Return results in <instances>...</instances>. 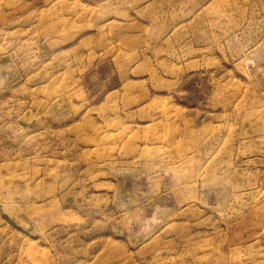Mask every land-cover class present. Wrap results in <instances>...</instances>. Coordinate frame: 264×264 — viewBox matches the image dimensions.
Returning a JSON list of instances; mask_svg holds the SVG:
<instances>
[{
	"label": "rangeland",
	"instance_id": "374dc122",
	"mask_svg": "<svg viewBox=\"0 0 264 264\" xmlns=\"http://www.w3.org/2000/svg\"><path fill=\"white\" fill-rule=\"evenodd\" d=\"M203 2L0 0V264H264V0L228 31ZM162 109L184 155L140 153ZM158 201L193 243L141 248Z\"/></svg>",
	"mask_w": 264,
	"mask_h": 264
},
{
	"label": "bare ground",
	"instance_id": "6f19581e",
	"mask_svg": "<svg viewBox=\"0 0 264 264\" xmlns=\"http://www.w3.org/2000/svg\"><path fill=\"white\" fill-rule=\"evenodd\" d=\"M249 6L250 3H248V0H204V2L199 5L201 11L209 15L210 19L213 20L212 25L215 27L221 22H223L225 31L230 30V27L235 28V25L239 23V20L244 19L248 15L247 13L250 8ZM170 33L168 34L170 35ZM176 33L177 31L175 32V34ZM244 102L245 101L242 100V103ZM148 117L150 118V120L144 130L147 132L153 130L151 131V134L148 137L151 136L154 139L156 148L148 147L149 143L147 141L139 139L138 142L141 146H143V148L140 149V153L143 155H148L150 153H160V156H163L164 154H167L164 145H169V150H172V152L177 153L176 155H179L178 153L184 155V153L182 152L186 149L182 145L185 139L189 137V122L182 117L185 126V128L182 129L181 127L176 125L179 115L177 113L167 111L166 109H162L159 114H150ZM138 130L142 129L140 128ZM204 130V137L207 136L204 143L221 139V136L218 137L217 134L218 128L208 127ZM262 130L263 131L261 132H263L264 134V128ZM159 141H161L162 143L156 144ZM214 169L216 168H213V170ZM210 173L211 172L209 171L208 174ZM216 178L219 179V177L215 174L211 175V177L209 175L208 179H206L204 183L210 184L212 182L211 180H214ZM183 189H185V187L182 188V190ZM222 195L223 193H220L219 196H217V201L221 202L225 199V196ZM149 207L148 209H150ZM192 212L193 207L190 205V203H186L182 207H177L176 205L168 203L163 204L160 201L156 202L154 204L153 213L157 217V219H163V225L151 231V233L148 235V239L141 243L140 246L143 245V247L141 248H147L150 246L151 243H158L161 239H164L165 236H167L168 234L171 237L172 235L178 236L181 241L192 240L191 243H193L195 238L198 237L196 231H203L202 227H204V224L206 223L203 224V222H201V217H199L195 219V224H192V220L186 219L188 218L186 217V215H189ZM194 216L196 217L197 215ZM194 232L196 234H193ZM202 236H205V234H203ZM254 243L258 244L259 241ZM220 251L221 250L218 247V254H221ZM167 258L169 257L167 256ZM256 263L257 260L254 259L248 261V263L246 264ZM162 264H166L165 261H163Z\"/></svg>",
	"mask_w": 264,
	"mask_h": 264
}]
</instances>
